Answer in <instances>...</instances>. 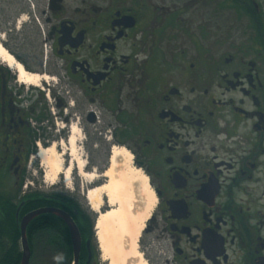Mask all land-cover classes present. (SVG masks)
<instances>
[{
  "label": "flooded vegetation",
  "instance_id": "flooded-vegetation-1",
  "mask_svg": "<svg viewBox=\"0 0 264 264\" xmlns=\"http://www.w3.org/2000/svg\"><path fill=\"white\" fill-rule=\"evenodd\" d=\"M0 44L45 91L27 106L0 58V181L18 191L57 145L71 192L36 195L75 224L78 264L108 261L87 199L100 180L84 185L75 129L85 172L104 176L125 150L154 194L136 246L145 264H264V0H0Z\"/></svg>",
  "mask_w": 264,
  "mask_h": 264
},
{
  "label": "rangeland",
  "instance_id": "rangeland-1",
  "mask_svg": "<svg viewBox=\"0 0 264 264\" xmlns=\"http://www.w3.org/2000/svg\"><path fill=\"white\" fill-rule=\"evenodd\" d=\"M17 6L24 7L27 11L30 12V5L28 3L15 1L12 4V7H14L15 9ZM16 13L17 12L14 10V14ZM20 17L21 14H19L18 20H21ZM17 25H19V22L17 23ZM15 49L18 50L17 47H15ZM22 87H24V93L27 95V106L29 105V103H32L34 101L33 95L35 96L36 94L45 93L41 86L37 88L22 85ZM32 89L34 91H31ZM45 100L44 103L49 105V109L51 111L56 110L53 102V104H51L49 101ZM44 149L45 148H42V151L47 150ZM118 151L121 152L124 150ZM109 160L110 158H108L106 162L104 176H98L97 173H93L97 176L96 182L97 180H100V184L97 185L98 187H106L108 186V183H110L109 186H113L115 203H111L110 192L105 191L102 196L103 204L101 207V212L104 213L110 210L116 212L115 219H112L108 222L110 238L114 244L117 245L118 243H120V245H122L123 242L122 246H124L125 248H128L130 245L133 244L137 246V241L139 240L140 232L142 231L143 225L147 222L149 216L148 209L150 210L151 206L153 205V203L148 199L149 188L146 184L147 181L142 177L139 171H136L133 168L132 164L130 163V160H127L126 157H118L116 165H113L112 161L109 162ZM35 162L36 160L33 159L31 164L29 162L27 165L26 173L28 174V176L25 178L21 186V192H27V195H36L38 192L48 193L51 192L57 184H61V186L63 187V191L71 192L72 187H70V184L64 182L63 179L62 181H59L58 179L56 185H51L50 183L46 182L43 177L41 178V166L38 165V167H36ZM41 170V175H46L47 169L44 167V165L41 167ZM83 181L84 185H86L87 182L84 179ZM0 184V192L4 195L12 197L17 194L10 190V187H13L14 185V181L8 180L5 184L0 181ZM85 200L86 199L84 198L83 201ZM92 213L95 214L96 219H98L99 214H96L93 210ZM30 251V264H59L58 260L55 261V255L53 259L52 251L45 247L44 240L42 239H40L39 241L35 239L32 243V248H30Z\"/></svg>",
  "mask_w": 264,
  "mask_h": 264
},
{
  "label": "bare ground",
  "instance_id": "bare-ground-1",
  "mask_svg": "<svg viewBox=\"0 0 264 264\" xmlns=\"http://www.w3.org/2000/svg\"><path fill=\"white\" fill-rule=\"evenodd\" d=\"M0 58L4 61L5 64L8 65L9 68L13 69L17 73L19 83L31 87L40 86L42 78L38 75L28 73L25 68L16 61L15 58L11 56L5 50V48H3L1 44ZM78 134V130L75 129L73 136L70 137V140L68 141L69 152L71 153V156L75 158V166L80 173V176L87 182V184L92 185L94 184V182H96L97 176L93 173H85L84 169L86 167V163L77 157L78 151L75 137ZM120 156L126 157L127 160L131 159V156L127 151L124 150L120 152L118 150H115L112 154L111 159L113 165H116L118 157ZM39 157L43 160V165L47 169V173L45 175L46 182L50 183L51 185H56L59 177L63 175L65 178V182L67 184H71L74 165L70 164L66 168L64 167V154H59L57 152V145L54 144L47 150L41 151ZM109 184L110 183H108V186L106 187L101 186L90 189L87 193V199L92 210L96 214H99L96 222V231L98 232L97 237L99 245L101 246V251L103 252V257L105 261H108V264H145V262H143V260L137 253L135 244L130 245L128 248H125L124 246H122L123 242L122 245H120V243L116 245L111 241L108 222L112 219H115L116 212L111 210L104 213L101 212V207L103 204L102 196L105 191L110 192L111 203H115L113 186H109ZM148 199L152 203H154V194L150 190H148Z\"/></svg>",
  "mask_w": 264,
  "mask_h": 264
},
{
  "label": "trees",
  "instance_id": "trees-1",
  "mask_svg": "<svg viewBox=\"0 0 264 264\" xmlns=\"http://www.w3.org/2000/svg\"><path fill=\"white\" fill-rule=\"evenodd\" d=\"M17 193V194H16ZM15 196H6L0 192V264H21V218L41 206L47 208L50 204L38 201V195H29L21 206V188L15 192ZM18 215V217H17ZM61 221L53 215H42L30 222L27 228V237L32 248L35 239L44 240L45 247L56 254L58 249L62 251V257L56 258L59 264H71V246L68 231L60 229L52 230L55 224Z\"/></svg>",
  "mask_w": 264,
  "mask_h": 264
},
{
  "label": "water",
  "instance_id": "water-1",
  "mask_svg": "<svg viewBox=\"0 0 264 264\" xmlns=\"http://www.w3.org/2000/svg\"><path fill=\"white\" fill-rule=\"evenodd\" d=\"M43 214H52L60 217L65 221V223L68 225L71 239L73 243V249H74V262L73 264H78L79 259V251H80V236L79 232L77 231V228L73 221L70 219L68 215H66L64 212L53 209V208H44L39 209L36 211L31 212L27 216L23 218V220L20 223V230H21V245H22V261L21 264H30V258H31V251L27 239V227L30 224V222L35 219L36 217L43 215Z\"/></svg>",
  "mask_w": 264,
  "mask_h": 264
}]
</instances>
